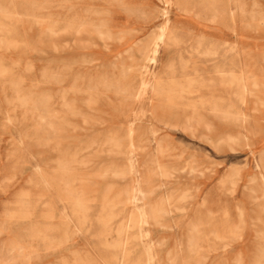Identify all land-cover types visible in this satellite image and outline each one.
I'll return each mask as SVG.
<instances>
[{"label":"rangeland","instance_id":"374dc122","mask_svg":"<svg viewBox=\"0 0 264 264\" xmlns=\"http://www.w3.org/2000/svg\"><path fill=\"white\" fill-rule=\"evenodd\" d=\"M0 264H264V0H0Z\"/></svg>","mask_w":264,"mask_h":264},{"label":"bare ground","instance_id":"6f19581e","mask_svg":"<svg viewBox=\"0 0 264 264\" xmlns=\"http://www.w3.org/2000/svg\"><path fill=\"white\" fill-rule=\"evenodd\" d=\"M215 11V10H214ZM218 17V16H217ZM154 40V39H153ZM176 40V39H175ZM168 41V29H167V24L166 25H164V26H162L161 28H160V32H159V34H158V36H157V38H156V40L154 41V43H153V47H152V49L150 50H148V53H147V55H146V61L149 63V64H154V63H157L158 61H157V56H158V53H159V49H160V46L161 45H163V44H166V42ZM170 41V40H169ZM165 53V52H164ZM144 57V56H143ZM142 57V58H143ZM145 62V61H144ZM148 66V65H147ZM147 68V67H146ZM148 71V70H147ZM145 72H146V70H145ZM153 74V73H152ZM149 80V79H148ZM155 82H156V77H154V79H153V81L152 82H146V81H143V86L144 85H148L149 87L151 86V87H153L154 86V84H155ZM181 89V88H180ZM166 164V163H165ZM164 164V165H165ZM60 165V164H59ZM163 167V166H162ZM164 168V167H163ZM63 170V169H62ZM54 171V170H53ZM171 171V170H170ZM52 172V171H51ZM171 174V173H170ZM162 176V175H161ZM42 177V176H41ZM44 178V177H43ZM46 179V178H45ZM55 180V179H54ZM62 180V179H61ZM64 181H66V180H64ZM41 183V182H40ZM232 183V182H231ZM46 184V183H45ZM45 184H44V186H45ZM58 185V184H57ZM48 186H49V183H48ZM51 186V185H50ZM43 187V186H42ZM45 187H47V186H45ZM54 188V187H53ZM50 189V188H49ZM39 190V189H38ZM178 190V189H177ZM180 190H182V189H180ZM63 191V190H62ZM42 192V191H41ZM59 193V192H58ZM45 195H46V193H45ZM59 195V194H58ZM176 196V195H175ZM60 198V197H59ZM73 206H75V205H73ZM75 208H76V206H75ZM78 210V209H77ZM219 210V209H218ZM142 212H143V210H142ZM77 214H79V213H77ZM77 214H75V215H77ZM161 214H162V212H161ZM212 215V214H211ZM147 216V213L144 211L143 212V217H146ZM217 216V215H216ZM73 217V216H72ZM214 217H215V215H214ZM212 218V217H211ZM146 219V218H145ZM214 222V221H213ZM231 222V221H230ZM210 225V224H209ZM199 226V225H198ZM76 227V226H75ZM195 227V226H194ZM206 230V229H205ZM219 230V229H218ZM79 232H80V230H78ZM40 233V232H39ZM196 233V232H195ZM199 233V232H198ZM201 233V232H200ZM34 234H36V233H34ZM203 235V234H202ZM39 236V235H38ZM213 236V235H212ZM45 237V236H44ZM207 238V237H206ZM217 238V237H216ZM48 239V238H47ZM193 239V238H192ZM204 239V238H203ZM215 239V238H214ZM213 240V239H212ZM225 240V239H224ZM197 241V240H196ZM199 241V240H198ZM203 241V240H202ZM219 241V240H218ZM190 242V241H189ZM228 242V241H227ZM213 243V242H212ZM223 243V242H222ZM221 243V244H222ZM195 244V243H194ZM218 244V243H217ZM190 245V244H189ZM211 245V244H210ZM224 245V244H223ZM196 248V247H195ZM201 248H203L202 246H201ZM191 251V250H190ZM8 260V259H7Z\"/></svg>","mask_w":264,"mask_h":264}]
</instances>
